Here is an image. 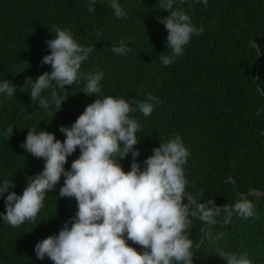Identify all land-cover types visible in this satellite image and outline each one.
I'll return each mask as SVG.
<instances>
[{
	"label": "trees",
	"instance_id": "obj_1",
	"mask_svg": "<svg viewBox=\"0 0 264 264\" xmlns=\"http://www.w3.org/2000/svg\"><path fill=\"white\" fill-rule=\"evenodd\" d=\"M119 2L127 13L123 18L114 15L109 0L93 5L90 0H0V80L17 86L12 97L0 94V180L10 178L11 190L22 193L27 178L43 167L42 158L20 147L28 128L52 131L63 140L59 126L70 125L97 98L82 91L87 75L102 71L104 95L124 97L133 106L149 94L159 100L149 116L138 109L130 113L140 124L134 147L141 165L154 146L179 135L190 152L183 167L185 191L194 200L231 205L242 193L256 191L247 194L255 204L251 217L221 214L211 225L191 218L189 238L194 246L201 240L192 249L194 264H227L217 250L264 264V48L257 54L254 45L264 46V0H208L206 8L195 0H176L174 8L184 9L204 31L194 34L167 66L159 59L170 53L167 29L157 17L168 12L157 7L158 0ZM51 26L69 29L80 44L93 45L76 84L59 88L52 82L57 95H67L57 111L54 104L44 110L31 102L25 83L51 70L40 63L50 51ZM121 40L130 49L126 55L111 51ZM51 90L42 94L49 97ZM78 155L79 148L65 168ZM131 159L129 153L120 161L125 171ZM62 184L63 175L35 219L19 226L0 221V264H53L47 257L37 259L34 245L57 233L76 211L74 198L58 196Z\"/></svg>",
	"mask_w": 264,
	"mask_h": 264
},
{
	"label": "clouds",
	"instance_id": "obj_2",
	"mask_svg": "<svg viewBox=\"0 0 264 264\" xmlns=\"http://www.w3.org/2000/svg\"><path fill=\"white\" fill-rule=\"evenodd\" d=\"M90 2L93 5L96 0ZM195 2L208 6V0ZM109 3L116 17L126 16L119 0H109ZM175 3L176 0H158L157 4L168 12L157 17L167 29L166 48L170 53L159 56L166 66L184 53L194 34L204 31L203 26L193 24L184 9L174 8ZM48 28L52 33L46 40L50 51L40 63L49 64L51 70L35 78L29 76L25 83L30 84L31 102L44 110L54 104L57 111L67 95H57L52 82L59 88L76 84L82 62L92 52L93 45L80 44L69 29ZM255 48L258 54V49L264 46ZM111 51L126 55L130 49L121 40ZM103 78L102 71L87 75L82 91L95 93L97 98L70 125L59 126L63 140L52 131L28 128L20 147L42 158L43 167L27 178L20 194L11 190L15 184L10 178L0 180L5 208L0 212V221L19 226L35 219L46 195L63 175L58 196L74 198L76 211L57 233L36 242L37 259L47 257L53 264H194L192 249L197 245L189 238L191 218H199L207 225L215 223L221 214L231 216L235 212L248 218L254 215L255 204L245 193L231 205H218L213 199L198 202L188 195L183 166L190 152L179 135L154 146L141 165L136 159L139 149L134 147L140 138L137 137L140 124L130 113L138 109L149 116L154 109L153 101L159 103V100L149 94L146 100H135L133 106L124 97L104 95ZM16 87L8 79L0 80V94L12 97ZM45 89H52L49 97L42 94ZM20 91L23 92L22 86ZM26 118L31 119V115ZM77 148L79 155L65 168L67 158ZM129 153L132 159L125 171L120 161ZM129 240L140 247H133ZM217 251L226 258L227 264H253L246 254Z\"/></svg>",
	"mask_w": 264,
	"mask_h": 264
},
{
	"label": "water",
	"instance_id": "obj_3",
	"mask_svg": "<svg viewBox=\"0 0 264 264\" xmlns=\"http://www.w3.org/2000/svg\"><path fill=\"white\" fill-rule=\"evenodd\" d=\"M254 45L257 46V42H256V41L254 42ZM259 56H261L260 52H259ZM260 90H261V89H260ZM255 192H256V191L251 190V191H249L247 194H249V193H255ZM258 194H260V192H259ZM229 218H230V216H229ZM229 218H228L226 221H228ZM200 242H201V240H200L196 245L198 246V245L200 244ZM192 251H193V250H192Z\"/></svg>",
	"mask_w": 264,
	"mask_h": 264
}]
</instances>
